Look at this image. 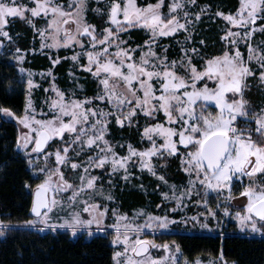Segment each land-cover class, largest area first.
<instances>
[{"label":"snow or ice","instance_id":"6c2138e0","mask_svg":"<svg viewBox=\"0 0 264 264\" xmlns=\"http://www.w3.org/2000/svg\"><path fill=\"white\" fill-rule=\"evenodd\" d=\"M30 2L34 4L31 8L27 4H18L16 0H0V36L11 40L9 33L4 30L8 18H24L25 11L30 12L31 17H40L43 14L48 18L45 28L36 29L32 25L41 38V49L59 48L61 44L68 46L73 43L84 47L81 37L87 36L90 50L73 54L70 59L78 62L81 55L86 56L87 64L80 67L96 78L97 91L92 97L77 99L74 93L66 96L53 82L45 92L51 90L54 96L46 97L44 101L51 115L44 112L42 107L40 115L47 118H37L30 92L38 85L34 84L31 71L20 69L21 72H27L29 77L23 114L17 115L11 108L4 106H0V113L16 120V147L24 152L28 167L33 173L42 175L43 179L32 189L33 197L29 209L32 218L17 221L18 225L39 224L43 226L41 231L48 227L55 231L57 224L49 223L51 213L67 209V216L59 217V227L67 228L74 235L80 229H85L91 235L92 225H96L99 232H104L106 227L114 230L112 244L122 249L113 252L114 264H180L177 256L181 252L179 244L175 241L156 243L147 238L144 229L158 231L174 225L189 224L192 228L198 226L200 229H209L211 220L216 225H221L222 217L232 216L241 231L247 229L251 233H264V181L257 179L264 177V105L256 109L244 97V90L249 87L247 78L254 74V69L249 66L251 61L258 64V79L264 83V50L248 42L245 59L238 47L240 40H251L253 32L256 31L257 19H264V0H239L235 13L225 14L217 10L216 16L223 17L228 25L238 26L243 31H233L229 27L220 37L225 42L222 54L206 59L200 57L203 64L199 68L192 62L193 55H198L199 51L194 47L188 49L181 46L179 60L171 61L166 55H158L154 48L160 37L169 36L179 30L188 33L190 26L194 30V21L190 19V15H194V19L198 21L202 13L210 12L211 5H201L199 12L190 14L184 9L186 5L195 6L196 0H171L168 12L164 13L161 10L164 0L143 5H138L137 0H123L122 5L112 0L107 17L108 22L115 26V32L111 27H105L100 30L98 38L96 26L87 22L88 0H68L67 4L64 0L60 3L56 0ZM179 13L183 14L182 18ZM28 22L32 24L31 19ZM125 25L129 28L143 26L150 35L143 45L122 47L124 41L119 39L118 33L125 30ZM259 28L264 32V24ZM191 38V33H188L185 42ZM49 40L51 42L46 44ZM199 43L205 42L202 39ZM260 43L264 44V41ZM112 48L116 50L112 51ZM137 50H140L138 58L134 56ZM12 58L17 62L24 60L19 48L15 49ZM59 60L60 57H57L51 62L55 65ZM177 68L182 73L177 72ZM51 71L48 69L49 75ZM44 74L42 71L41 75ZM209 82L214 87H209ZM94 101L106 102L113 111L108 112L98 105L85 107ZM210 102H214L217 109L215 113L207 111L213 106ZM138 112L149 118H155L156 113L162 112L164 121L157 120L143 128L142 139L148 140L149 147L137 149L128 143L127 153L120 155L106 138L109 132L108 117L115 113L117 125L122 126L125 121L131 125L132 118ZM241 118L244 124L238 127ZM65 134L68 135L67 141L64 140ZM54 138H59L60 144L54 151L49 152L46 146ZM158 138L163 142L157 144ZM178 145L184 146L188 151L179 153ZM85 148H95L97 151L86 157L83 163L68 155L73 151L78 156ZM32 153L37 154V158L39 154H43L42 166H38L32 159ZM165 154L168 157L180 155L182 170L188 175L186 185L169 184L163 174L157 175L152 157L164 160ZM52 156L55 158L54 167L49 166V158ZM133 157L138 158V166L142 170L147 169L169 188L168 192L161 193L162 202L175 201V207L165 209L164 215L145 213L144 209H139L131 218L126 213L118 214L116 209H112L115 223L107 226L105 218L109 211L108 205L95 199L97 194L104 195L103 187L97 189L98 177L89 170L103 169L110 165L111 173L123 170L125 175L122 179L127 180L128 164ZM70 160L72 162L69 164ZM67 167L73 170L82 169L78 184L65 178L62 168ZM160 167L167 165L162 163ZM245 176L249 178V183L239 195L246 197V203L233 205L242 208V211L233 213L227 206L220 208L219 199L215 207L209 206L210 192L217 196L223 195L226 205L233 201V181L237 177ZM25 187L30 188L31 185L25 182ZM66 191H70L71 195L66 199L58 198L57 194ZM193 191L197 195L203 192V197L192 201V204L203 206L205 211L188 215L185 198H190ZM105 199L112 201L114 197L108 194ZM160 207L161 204L156 205L157 209ZM218 208L221 217H217ZM177 210L185 214L174 218ZM139 216H143L141 223L136 222ZM11 223L0 220V235L10 229ZM154 249L161 250L163 254L153 256ZM184 264H189L186 258ZM196 264H200V261L197 260ZM209 264H229V261L221 251Z\"/></svg>","mask_w":264,"mask_h":264},{"label":"rangeland","instance_id":"374dc122","mask_svg":"<svg viewBox=\"0 0 264 264\" xmlns=\"http://www.w3.org/2000/svg\"><path fill=\"white\" fill-rule=\"evenodd\" d=\"M18 4H27L29 8L34 6L30 0H16ZM57 3H60L61 0H56ZM68 0H64V3L67 4ZM112 0H88V12H87V22L89 24H94L97 29V34L99 38L100 30H102L105 27H111L112 31L115 32V26L111 25L110 22H108V10L110 8ZM118 3H123V0H116ZM148 2L155 3L156 0H137L138 5H143ZM171 2V0H164L163 6H162V12L167 13L168 12V4ZM211 5L210 12L202 13L201 17L198 21L194 19V15H190V19H193L194 21V30L193 27H189L188 33H191V40L185 42V36L188 35V33H185L184 30H179L177 33H173L169 36H164L158 38L154 51L158 55H166L168 60L171 61L173 59L179 60L181 56V46H184L188 49L196 48L198 49V55H193L192 62L197 65V67H201L203 64V60L200 59V57L203 58H210L211 56L215 55H221L224 48H225V42L220 39L222 35H224V32L231 27L233 31H243L242 29L238 28V26H230L228 23L223 19V17L216 16L215 13L217 10L228 14V13H235L237 7L239 6V0L235 7H226L225 3L222 2V0H206L204 2H201L200 0H196L195 6H188L186 5L184 11L189 12L190 14H195L196 12L200 11L201 5ZM92 9H100L101 11H93ZM179 15L182 18V13H179ZM50 18V17H49ZM122 18V17H121ZM28 19L32 20V24H29ZM16 20L23 21L27 26L32 28L33 30V37L31 39V48L29 49H22L18 46L19 40L21 38V33L18 31V29L14 28L15 30L11 29V25L15 24ZM48 18L44 17L43 14L40 17H31V13L28 11H25L24 18L20 16H14L8 18V23L5 25L4 30L7 31L11 37V40H9L6 37L0 36V41H3L2 44H0V53H3L9 57H13V54L15 52L16 48H19L21 50V54L24 56V60L21 62L15 61L18 63V71L22 78L26 81V88H27V80L29 79L27 72H21L20 69L24 68L33 73L32 79L34 81V84L38 85V87H33L30 92V97L33 102V107L36 109L37 112V118H47L45 116L40 115L41 108L43 107L44 112H47L49 115L51 113L49 112L47 105L44 103L46 97L54 96V93L51 92V90L46 93L45 89H50L51 84L54 82L56 86L63 92H65V95H69V93H74L75 98L77 99H83L84 97H92L95 95L97 91V80L92 75L91 72L87 71L85 68L80 67L82 64H87V58L84 55H81L78 62H74L70 59V57L73 54L77 53H83L88 50V41L89 38L87 36L81 37L84 43V47H80L79 45H76L75 43L70 44L68 46H64L61 44L59 48H48L45 47L43 49L40 48V41L41 38L39 36V33L34 31L33 24L35 25L36 29L45 28L47 24ZM261 24H264V19H257L256 21V31L253 32L251 40L245 41L240 40L238 43V47L240 48V51L244 55V58L247 59V43L250 42L254 47L260 46L262 50H264V44H261L260 42L264 41V32L260 31L259 26ZM134 29H141L143 36H145V39L141 42H138L134 39L132 35V31ZM150 33L146 32L143 26H134V27H127L125 25V30L118 33V37L120 40L124 41V44L122 47H136L137 45H143V42L148 39V36ZM204 40V44H200V40ZM36 40H39V45H36ZM51 41H46L45 43H50ZM33 49H37L38 51H33ZM61 49H65L67 51V54L65 56H60L59 51ZM112 51H115V48L111 49ZM147 50L146 48L144 49ZM229 51H231V48L229 47ZM38 53L47 54L49 57H51V61L55 60L57 57H60V60L57 64L53 65L52 67L44 69V70H35L27 67L25 65L26 61L28 60V57L31 55H35ZM135 57L140 56V50H137L134 53ZM64 60L68 61L66 72L63 74L57 73L54 70V67H56L58 64L63 62ZM249 66L254 69V74L247 78V83L249 85L248 88L244 90V97L247 99L256 109H259L262 105H264V83H261L258 79L259 76V66L256 63V61H251L249 63ZM48 69H51V75L48 74ZM94 70V68H93ZM44 72V75H41V72ZM177 72L182 73V70L180 68L176 69ZM53 77L55 79L53 80ZM154 85L158 87V84L155 80H153ZM78 86H82L78 87ZM209 87H214V84L209 82ZM250 88L255 89L257 92H259V97L257 98V101L253 103L251 100V97L247 95V91H249ZM158 94V93H157ZM228 96H231V94H226ZM213 106L209 107L207 111H211L215 113L217 109L214 107V102H210ZM99 106L101 108H104L108 112H112V108L109 104H107L104 101H94L92 104H87L85 107H95ZM127 111V109H125ZM15 120V119H14ZM157 120L164 121V115L162 112L156 113L155 118H149L146 115H144L142 112H138L135 117L132 118L131 125L128 124L127 121L124 122V124L117 125L116 124V115L113 113L108 117V129L109 132L106 134V138L115 146V151L120 155H125L127 153V144L131 143L135 148L137 149H144L149 147V142L146 138L142 139V131L143 128L147 124H154L157 122ZM16 121V120H15ZM244 124L243 118L240 119V123L237 125L242 126ZM254 127V124H253ZM178 139V137H177ZM64 140H68V135L65 134ZM162 139H157V144L162 143ZM60 144L59 138H54L53 141H50L49 144L46 146V150L51 152L54 151L56 146ZM76 147V146H74ZM179 153H185L188 151L184 146H179ZM76 151H79V148L76 147ZM97 151V149L92 148L88 149L85 148L83 152L80 153V155H76L75 152L70 151L68 153L69 157L74 159L77 162L83 163L86 161V157L92 156L93 153ZM32 159L36 162L38 166H42L44 164V156L43 154H39V157L37 158V154L32 153L31 154ZM176 159L178 161V168L180 171L183 172L181 164H180V155L177 154L172 157H168L167 154H165V159L161 160L158 157H152V163L156 165V172L157 175L163 174L165 176V179L169 182V184L175 183L176 185H186V182L188 180V175L184 173L185 178L184 180L180 181L179 179L174 178V176H171L170 174V167L172 164V160ZM72 161H69V164ZM162 163H165L167 167H160ZM139 160L137 157H133V160L129 162L127 171L129 173V178L127 180L122 179V177L125 175L123 170H120L116 173H111L109 171L110 165H106L103 169H90L92 175L97 176L98 180L96 181L97 189H99L101 186L103 187L104 195L101 196L99 194L95 195V199L98 200L101 204H107L108 205V214L105 218V225L110 226L111 224L115 223L114 217L112 216V209H116L118 214L126 213L129 218L133 217L134 212L138 211L139 209H144L145 213L152 212L157 215H164L165 209L167 208H174L175 207V201H163L161 193L162 192H168L169 188L165 186V184L160 181L157 176L152 175L147 169L142 170L139 166ZM49 166L54 167L55 166V158L54 156L49 158ZM62 170L65 173V178L70 179L73 183L78 184L79 180L78 177L80 175V172L82 169H76L73 170L70 167L62 168ZM33 176L35 178L39 179V182L43 179V176L38 173H33L31 170ZM257 179L264 181V177H258ZM249 183L248 177H237L234 179L232 184V195L235 197V199L231 202H229L227 205L224 203L223 195L217 196L215 193L210 192L208 196L209 200V206L215 207L217 199L220 200V208H223L225 206L229 207L230 212H236V211H242V208L240 207H233L234 204H244L246 203V197H242L239 195V193L242 191L243 187ZM159 185V187H157ZM142 186V187H141ZM199 187V186H198ZM136 191L143 196H145V202L131 205L129 202L127 205H124L123 200L124 197L127 198V196L133 192ZM108 194H111L114 199L112 201H108L105 199V196ZM179 192H177V195ZM227 193L225 192L224 195ZM58 198L66 199L69 195H71L70 191H66L61 194H57ZM87 195V194H86ZM203 197V192H200V195H197L196 191H193L192 196L190 198H185V203L188 204L187 208V214L188 215H194L197 212H204L205 208L203 206H194L192 204V201L199 200ZM86 198V196H85ZM126 200V199H125ZM157 204H161V207L159 209L156 208ZM68 210H56L53 213H51V223H56L57 228L56 230H68L67 228H60L59 227V217H66ZM185 213L181 210H177L175 213L174 218H178L180 216H183ZM217 217H221V211L220 209H216ZM86 217V214H84ZM169 215H172L169 213ZM137 223L143 222V216H139L136 218ZM210 228L209 229H200L198 226L196 228H192L191 224L184 226V225H174L168 229H160L158 231H155L153 229H144L143 232L149 239H153L156 243H164V242H172L174 240H169L167 236L178 233V232H184V233H209V234H215V233H222L225 231L230 223H233L236 225V228L239 232L242 234H246L248 236H256V237H263L264 233H251L249 230L245 229L241 231V229L238 227V224L234 217L232 216H226L222 217V224L216 225V222L214 220H211L210 222ZM33 229H36L38 231H41L42 225H36V226H29ZM92 234L89 235L88 232L85 229H80L75 235L78 234H85L88 237H93L95 235H104L108 236L111 244H112V238L115 235L114 230L111 227H106L104 232L97 231V226L92 225ZM52 230L51 227L44 228L42 231H48ZM53 231V230H52ZM74 235V234H73ZM2 236V235H0ZM135 237L133 236L132 239ZM143 238V237H142ZM176 244H178L177 241H175ZM113 245V244H112ZM116 250H122L118 249L117 246L113 245ZM153 256L162 255V251L158 249H154L152 251ZM178 259L180 261V264H184L185 258L189 262V264H196V261L199 260L200 264H209V262L215 257H211L208 259H203L201 257H197L193 261H190L187 257H185L182 253V250L180 253H177ZM229 264H232V262H229Z\"/></svg>","mask_w":264,"mask_h":264},{"label":"trees","instance_id":"16d2710c","mask_svg":"<svg viewBox=\"0 0 264 264\" xmlns=\"http://www.w3.org/2000/svg\"><path fill=\"white\" fill-rule=\"evenodd\" d=\"M204 2L206 0H200ZM226 7H235L238 0H222ZM11 29H18L21 38L18 46L31 48L34 35L32 28L23 21L16 20ZM134 39L141 42L145 39L141 29L132 31ZM39 45V40H36ZM67 51L61 49L60 56ZM25 65L31 69L44 70L52 67L47 54H33ZM68 61L64 60L54 70L66 72ZM18 63L11 57L0 53V106L11 108L17 115L23 114L26 100V81L18 71ZM247 95L253 103L259 92L250 88ZM17 122L13 117L0 113V220L11 221L10 229L0 236V264H114L112 254L114 246L108 236L85 234L73 235L67 230L38 231L29 226L18 225L17 221L32 218L29 212L33 197L32 189L39 183L28 167L24 152L16 147ZM170 175L180 181L185 175L178 168V161L172 160ZM27 182L31 187H25ZM124 205L144 203L145 196L133 191ZM221 233H184L171 234L169 240L177 241L182 253L190 261L197 257L217 258L223 252L225 259L235 264H264V236L242 234L236 225L230 223Z\"/></svg>","mask_w":264,"mask_h":264}]
</instances>
